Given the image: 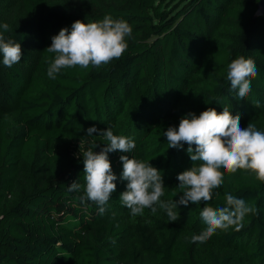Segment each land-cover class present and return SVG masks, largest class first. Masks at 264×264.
Here are the masks:
<instances>
[{
	"label": "trees",
	"instance_id": "1",
	"mask_svg": "<svg viewBox=\"0 0 264 264\" xmlns=\"http://www.w3.org/2000/svg\"><path fill=\"white\" fill-rule=\"evenodd\" d=\"M18 1L24 17L4 35L21 45L22 59L8 68L0 54V264H264V182L249 172L224 174L207 203L178 205L176 222L158 205L155 214L132 215L119 199L127 185L120 155L161 172L162 201L179 199L177 175L201 162L190 160L186 144L168 149L163 132L189 112L226 107L242 128L264 131V13L253 18L259 0ZM105 15L132 27L122 57L49 78L51 38L76 20ZM240 56L258 69L244 100L227 80ZM90 127L111 128L136 144L129 153H108L117 180L103 214L80 201L83 154L109 143L87 136ZM74 181L80 190L69 192ZM226 193L259 213L247 215L239 231L192 242L206 227L203 207L224 206Z\"/></svg>",
	"mask_w": 264,
	"mask_h": 264
},
{
	"label": "clouds",
	"instance_id": "2",
	"mask_svg": "<svg viewBox=\"0 0 264 264\" xmlns=\"http://www.w3.org/2000/svg\"><path fill=\"white\" fill-rule=\"evenodd\" d=\"M0 29L2 63L11 68L22 59L21 45L5 37L4 33L10 31L7 23L0 24ZM131 36L132 27L124 20H114L110 15H105L98 22L84 23L76 20L71 25V30L62 28L53 36L51 45L45 49L48 53L55 54L47 68V75L55 79L63 69H87L90 66L99 68L113 60H119L128 48L126 38ZM257 75L258 69L252 58L240 56L234 59L227 70L229 92H236L238 98L244 100L251 92L252 79ZM256 106H260L258 101ZM93 133L104 137L109 143L99 153L92 149L84 152L86 184L80 201L82 204L86 200L93 202L98 206L99 213L103 214L111 194L116 191L117 180L112 172L108 153H129L136 148V144L127 137L114 135L111 128L98 130L90 127L86 130L87 136H93ZM163 136L166 137L168 149L181 150L186 144L190 160L201 163L177 175V187L181 190V195L178 200L165 202L160 199L165 188L161 172L149 162L120 155V180L126 181L127 185L119 199L122 205L130 209L132 215L142 214L145 209H150L155 214L158 205L166 212L170 221L176 222L179 219L176 211L178 205L188 207L189 204L209 202L213 197V190L223 185L224 174H235L238 170L249 172L256 180L264 182V131L256 130L251 123L242 128L239 114L231 115L226 107L219 114L214 108H207L198 116L189 112L180 119L178 127H168ZM80 187L74 181L67 186V190L79 191ZM224 199L225 205L222 207H203L200 217L206 227L199 235L192 237V242L204 243L217 230L233 227L239 231L247 215L259 213L258 208L248 205L243 198L231 193H226Z\"/></svg>",
	"mask_w": 264,
	"mask_h": 264
},
{
	"label": "rangeland",
	"instance_id": "3",
	"mask_svg": "<svg viewBox=\"0 0 264 264\" xmlns=\"http://www.w3.org/2000/svg\"><path fill=\"white\" fill-rule=\"evenodd\" d=\"M23 17L24 12L20 8L18 0H0V22L15 25L18 24ZM125 225L127 224L123 223L121 226ZM128 240L129 235L121 241V246L123 247Z\"/></svg>",
	"mask_w": 264,
	"mask_h": 264
},
{
	"label": "water",
	"instance_id": "4",
	"mask_svg": "<svg viewBox=\"0 0 264 264\" xmlns=\"http://www.w3.org/2000/svg\"><path fill=\"white\" fill-rule=\"evenodd\" d=\"M264 13V0H259L257 2L255 11L253 13V18L259 17Z\"/></svg>",
	"mask_w": 264,
	"mask_h": 264
}]
</instances>
